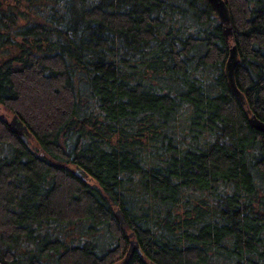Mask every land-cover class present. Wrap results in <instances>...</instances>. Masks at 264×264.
<instances>
[{
    "label": "trees",
    "instance_id": "obj_1",
    "mask_svg": "<svg viewBox=\"0 0 264 264\" xmlns=\"http://www.w3.org/2000/svg\"><path fill=\"white\" fill-rule=\"evenodd\" d=\"M19 1L0 104L30 135L0 116V264H264V0H226L244 104L208 0Z\"/></svg>",
    "mask_w": 264,
    "mask_h": 264
},
{
    "label": "water",
    "instance_id": "obj_2",
    "mask_svg": "<svg viewBox=\"0 0 264 264\" xmlns=\"http://www.w3.org/2000/svg\"><path fill=\"white\" fill-rule=\"evenodd\" d=\"M210 3L211 7L214 9L216 15L218 18H220L222 24H223V29H224V34L226 40L231 42L232 46L230 48V56L227 60V67H226V73L228 76V81L229 85L231 86V89L234 91V93L240 98L242 103H245V97L242 95L240 90L238 89V86L236 85V67L238 64V51H237V46L233 44L234 40V29L232 26V18H231V13H230V7H228L226 0H208ZM13 120L9 123L12 128H14L27 142L29 131L28 127L24 124L23 121L19 119L17 115L13 116ZM250 124L253 128H257L260 131L264 133V122H262L258 117L256 116H251L250 118ZM116 216L118 218L119 223H124L123 219V212L120 209H117L116 211ZM123 219V220H122ZM131 237H134L133 234H131ZM130 248L127 253V257L125 258L124 262H127L128 259L131 257V255L134 252H140V245L137 243L135 239H131L130 241Z\"/></svg>",
    "mask_w": 264,
    "mask_h": 264
},
{
    "label": "rangeland",
    "instance_id": "obj_3",
    "mask_svg": "<svg viewBox=\"0 0 264 264\" xmlns=\"http://www.w3.org/2000/svg\"><path fill=\"white\" fill-rule=\"evenodd\" d=\"M3 2V3H2ZM24 3H20V1L19 0H0V5L1 6H3V11L6 13H8L9 12V10H12V11H23V12H26V8H25V6L23 5ZM10 6H12V7H10ZM25 21H24V18H22V19H20L19 20V23L20 24H23ZM20 39V38H19ZM0 116L1 117H3L6 121H8L9 123L13 120V116H14V114L12 113V112H10L4 105H2V104H0ZM184 135V141H187L188 139L187 138H189V135H185V134H183ZM179 137H181V136H179ZM181 138H183V136L181 137ZM35 143H36V141H35V139H34V141H32V143L31 144H29L30 145V147L32 148V149H34L35 148ZM150 150V149H149ZM148 151V150H147ZM90 180V182L92 183V182H95L94 180H91V179H89ZM123 220V219H122ZM124 223H125V221H124ZM122 224V223H121ZM122 226H124V227H126V223L123 225L122 224ZM125 229V228H124ZM131 239H134V237H130V241H131ZM130 243L128 244V248H130Z\"/></svg>",
    "mask_w": 264,
    "mask_h": 264
}]
</instances>
